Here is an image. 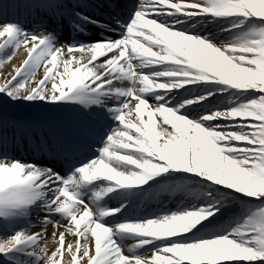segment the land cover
I'll return each mask as SVG.
<instances>
[{
    "label": "snow or ice",
    "instance_id": "obj_1",
    "mask_svg": "<svg viewBox=\"0 0 264 264\" xmlns=\"http://www.w3.org/2000/svg\"><path fill=\"white\" fill-rule=\"evenodd\" d=\"M0 264H264V0H0Z\"/></svg>",
    "mask_w": 264,
    "mask_h": 264
},
{
    "label": "bare ground",
    "instance_id": "obj_2",
    "mask_svg": "<svg viewBox=\"0 0 264 264\" xmlns=\"http://www.w3.org/2000/svg\"><path fill=\"white\" fill-rule=\"evenodd\" d=\"M21 15H23V10H21ZM13 62H17V61H13ZM48 231H49V234L51 233V231H52V227L51 226H49V229H48Z\"/></svg>",
    "mask_w": 264,
    "mask_h": 264
}]
</instances>
